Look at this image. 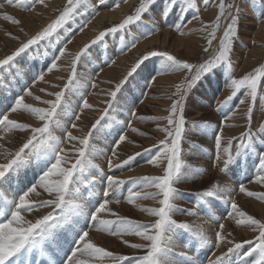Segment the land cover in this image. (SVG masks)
Wrapping results in <instances>:
<instances>
[{
	"label": "snow or ice",
	"instance_id": "obj_1",
	"mask_svg": "<svg viewBox=\"0 0 264 264\" xmlns=\"http://www.w3.org/2000/svg\"><path fill=\"white\" fill-rule=\"evenodd\" d=\"M201 2L208 7L215 0H201ZM4 3L30 10L37 3L43 4L44 0H3L0 8H3ZM98 3L103 5L106 0H98ZM249 3L253 8H258L261 16L264 17V0H249ZM85 4L87 0H67V6L57 19L28 39L26 43H22L6 58L0 59V70L10 66L31 46L51 38L73 18L74 14H77V9ZM115 6L118 7L119 3L117 2ZM218 9L219 14L215 21L211 24H204L201 29L208 33V46L203 49L207 53L217 38L221 21H226L222 36L217 47L212 50L211 56L197 63L178 59L166 51H149L128 73L132 75L143 66L142 70L148 71L146 77L148 84L155 80L156 75L165 71L186 73L183 80L176 85L173 94L175 98L168 109L169 114L155 118L167 121V125L160 129L165 133V138L159 141L157 154L148 159L147 163L158 165L166 161L163 175L129 177L125 180L106 174L100 165L93 163L90 159L96 151L90 143L92 132L83 138L73 136L67 126L61 125L56 119L57 109L61 106L64 92L51 93L50 95L55 96L54 100L42 101L50 107H36L24 102L25 95H32L28 83L21 80L18 85L20 91L10 95L8 86L0 77V129L5 132L21 130L29 133L14 149L7 148L6 138L0 136V141H3L0 142V155L3 156V160L0 161V264H103L105 259L110 260L111 264H198L196 257L189 255L188 251L176 252L174 250L175 237L180 235L184 237L183 247L191 249L197 255L199 251L206 248H219L221 244L232 245L219 255L213 252L214 258L209 261V264H234V261L235 264H264V222L240 209L233 198V193L237 189L231 184L213 182L203 190L191 193L194 197L192 201L194 207H178L175 203L183 193L174 185L190 178L183 170L188 165L181 159L182 141L187 131L185 126L188 123L185 114L187 100L192 92L201 86L206 91L215 87L213 78L216 76L221 77L231 89V94L226 99L216 100L218 111L227 107L238 94L243 93V98L239 100L238 105L224 115L221 125L213 130V167H218L225 176L247 174L251 171L252 182L264 186V123L260 124L254 132L252 120L258 100L261 108H264V83H262L264 64L241 78H235L231 55L234 50V38L238 35L241 10L235 3H226L225 0H219ZM173 12H176V22L169 26L182 31L184 26L191 22L185 17L191 13L192 19H199L200 9L197 0H140L134 14L128 15L120 24L101 32L91 43H105L106 37L123 33L126 28L140 24L148 29L144 31L143 28L138 27L142 36L151 35L152 32L158 30V26L146 24L143 21L144 14H151L153 20L158 14L161 20H166ZM4 18L13 23H19L11 15L5 14ZM139 38L134 37L132 43L122 47L121 51L135 47V42ZM119 39L123 43L124 35L121 34ZM90 46L85 45L84 49L76 53L72 59V76L68 84L64 86L66 89L76 84V64ZM64 55L65 50L61 48L59 54L53 57V62L47 67V71L52 72L56 69V61ZM152 58H156L158 63L148 69L146 62H151ZM36 79L44 80V70L33 76V82ZM123 83L124 81L117 83L116 91L109 93L113 99ZM36 99L40 100V97ZM246 102L248 103L244 114L247 122L246 130L239 136L225 140L224 122L235 118L239 106ZM91 107L86 100H83V108ZM128 107L130 120L136 117V113L133 106ZM18 110L30 113L42 122V125L34 127L29 123L19 122L17 119H10L9 112L17 113ZM108 112L109 108H105L104 115L106 116ZM74 118L78 120L80 117L75 115ZM103 119L104 116L95 121L92 125L93 131L99 130ZM139 119L149 118L141 116ZM192 125L204 132L210 128L207 121H192ZM128 126L130 125H125V127ZM54 127L62 128L63 138L54 134ZM71 127L75 128L76 125L72 124ZM134 131L139 130L134 129ZM126 139L125 135L118 133V138L113 140L110 155L107 152L104 153L108 156L109 171L122 169L140 155V153H135L124 160L119 159L117 148ZM66 140H78L82 145L76 150L77 158L74 163L68 159L63 147ZM222 142L225 146H222ZM30 164L34 165L32 180H29L26 174H21V169ZM90 170L94 171L90 172ZM193 171L194 176L191 178L202 174L205 170L196 168ZM86 173L90 174L86 176ZM97 177L100 179L98 180ZM84 180L92 186L85 188L90 197L88 207L78 202L83 199L78 185ZM98 183L103 187L99 195L92 190ZM125 185H129L126 200L130 204H135L138 200H158V207L140 206L141 210L148 213L154 220L146 223L138 222L116 213H111L116 216V219L103 218V213L111 212L109 196L115 197L118 203ZM38 188L47 193L49 198H41V191H38ZM138 188L140 190H137ZM148 188H154L155 191H147ZM238 191L249 197L264 200V192L250 191L243 182H239ZM213 205L216 207L226 205V218H231L237 225L247 226L259 234L254 240L242 242L228 240L224 232L223 219L225 217H216L212 211ZM41 208H51V211L34 221L23 215ZM199 209H203L210 217L217 220L219 230L214 233V240L207 234L203 225H194L187 221L178 222L173 218L176 212L196 216ZM113 226H116L115 229ZM92 228L102 229L119 236L125 245L141 250L143 254H118L98 246L89 237V230ZM124 234L135 235L144 242L130 243L127 239H123ZM63 244L69 246L70 255H67L66 261L54 258L58 257ZM244 245H248V249L241 251Z\"/></svg>",
	"mask_w": 264,
	"mask_h": 264
},
{
	"label": "rangeland",
	"instance_id": "obj_2",
	"mask_svg": "<svg viewBox=\"0 0 264 264\" xmlns=\"http://www.w3.org/2000/svg\"><path fill=\"white\" fill-rule=\"evenodd\" d=\"M117 2L119 3L118 7L115 6ZM225 2L235 3L241 10L238 35L234 38V50L231 55L235 78H241L245 74L252 72L258 66L264 64V24L261 22L264 20V17L261 16L258 8H253L250 5L249 0H225ZM0 3H3V0H0ZM129 3H132L131 7L128 11H122L120 18H107L112 14L114 15L116 10H123ZM139 3L140 0H106V3L101 5L98 3V0H87V4L81 5L77 9V14H74L73 18L56 34L47 40L40 41L37 45L31 46L25 53L17 57L10 66L0 70V77H2L3 83L8 86L10 95H14L15 92L20 91L18 85L21 80L29 84L32 95L24 96V102L32 104L36 107H50V105L44 104L42 101L54 100L55 96L50 95L51 93L64 92L61 106L57 109L58 116L56 119L62 125L65 124L68 130H70L71 124L75 120L72 119L75 115H79L80 118L78 120L76 119L77 121L75 123L78 131L72 130L71 132L74 135L79 132L85 133L79 138H83L92 132L90 143L96 151L95 155L90 157V159H97L96 154H99L100 152L101 155H105L104 153L107 151L104 150L108 148L106 146H112L113 140L118 138V133L120 132L117 131L120 129L121 125L124 127L125 125L133 126L131 131L128 129L129 126L125 127L126 130H128V133L125 135L127 139L122 143V147L121 149H118V152L121 157L120 160H124L129 155H134L135 153H140V155L136 156L135 160H133L130 164L125 165L122 169H118L119 171L107 170L109 171L108 175L119 173L120 178L125 180L129 177L163 175V168L166 167V161L158 165L150 164L145 172H139L138 169L143 166H147V160L157 154L159 141L165 138V133L160 129L167 125V121L155 118L165 117L169 114L168 109L170 108L172 100L175 98L173 94L175 92L176 85L183 80L186 74L184 71H165L162 72L164 75L175 74V80L167 82V84L166 82L163 84L162 79L157 78L148 84L146 81L148 71L142 70L143 66H141V69H138L135 73H132V75H128L131 68L136 65L137 62L140 61L141 58L149 51H166L181 60L197 63L201 62L212 55V50L217 47L226 23L225 20L221 21V28L217 32V38L213 41L212 48H210L207 53L204 52L203 49L208 46V33L206 31H202L201 29L204 24H211L215 21L217 15L219 14V0H215V2L208 7H205L201 0H197L198 7L200 9L199 19H192L191 13H189L185 19L191 20V22L187 23L182 31H177L169 26L176 22V12H173L172 15L168 16L166 20H161L158 14L156 15V19L153 20L152 15L146 13L143 16V21L148 25L158 26V30L152 32L151 35L142 36L138 27L143 28L144 31H147L148 29L144 28L143 24H140L138 26L133 25L126 28L123 33H116L114 36L106 37L105 43H91L101 32L120 24L128 15L134 14L135 8L139 6ZM66 6L67 0H44L43 4L37 3L30 10L17 8L4 3L3 8H0V59L6 58L13 51L19 48L22 43H26L28 39L36 35L44 27L57 19ZM5 14L13 16L19 21V23H13L11 20L5 19ZM97 17L103 20L102 24L100 27H97L98 29L94 37H92L91 40L89 39L87 41L88 43L85 42L82 45V40L86 34L90 32L88 29H90L91 24L97 19ZM259 27L263 30V32L259 31ZM168 28L170 29V35L166 36L164 30L167 31ZM185 29H187L186 32H188L189 35L187 38L190 41H182L183 35L186 34ZM258 31L260 33H258ZM121 34L124 35L123 43H121L119 39ZM155 34L157 37L154 36ZM134 37H140L136 40L135 46H137V44L140 45L142 42V45L147 43L145 45L146 49L143 50L140 46V53H138L134 58V54L131 55V59L127 62L128 64L125 67V73L123 76L119 77L117 80H107L106 76L108 73L106 71L98 74L105 66H103L104 58L109 57V63L113 62L115 59L116 56L111 55V52L115 53L118 51L120 54H130L133 49L136 48L130 47L121 51L122 47L132 43ZM150 42H153L154 45L148 47ZM85 45L91 46L87 49V52L80 57V60L76 64V84L66 89L64 86L68 84L69 78L72 76L71 61L76 53L81 52V50L84 49ZM61 48H64L65 50V55L60 57L63 60L56 61L57 68L52 72H47V67L53 62V57L59 54V50H61ZM97 55L98 57L103 58V60H100L101 64L99 66H91V70L94 71L91 75L92 81L86 84L84 74H91V72L88 71V68H90L91 63H94L95 65V58ZM146 63L148 69H151L158 63V61L156 58H152L151 62ZM41 70H44V74L47 72L48 75H44V80L42 81L36 79L33 82V76ZM60 73H62V75L55 82L54 75ZM96 74L98 76L95 77ZM214 78L213 84L216 85L215 87L206 91L205 88L201 86L199 89L192 92L187 100L185 114L188 123L185 126L187 131L182 141L181 159L186 163V165H188V167L183 170L190 178L174 185L181 191V193H183V195L179 196L175 201L178 207H194V204L192 203L194 197L191 193L196 190H203L205 187L210 186L213 182L231 184L237 189V191L233 194L238 192L239 182L247 184L246 188L250 191L264 192V186L252 182L251 171L247 174H229L225 176L223 173L218 172L220 171L218 167L213 168V130L221 125L224 115L228 113L230 109L238 105L239 100L243 98V93L238 94V96L227 107H225L222 111H218L216 100L222 101L226 99L227 96L231 94V89L224 84L225 82L221 77L216 76ZM121 81H124V83L122 84L121 89L117 92L115 99H113L109 93L116 91L115 86L117 83H121ZM262 83H264V81H262ZM223 88H227V90L222 97L221 93L223 92ZM101 95H107L108 98H101ZM36 97H40V100H37ZM69 98H73L74 101H71L73 106L70 107V114H67L63 108H67V105L66 103L63 105V102ZM83 100H86L87 103L92 106L91 108H88L89 114L79 111L80 107L78 106H83ZM129 105L133 106L136 113L135 120H133V118L129 120ZM247 107V102L244 105H240L239 109L236 111L235 118L224 122L223 135L225 140L231 137L239 136L240 133L246 130L247 122L244 114ZM105 108H109V112L106 116L104 115ZM76 111L78 112L76 113ZM100 113L102 114L101 117L104 116V119L101 120L99 130L93 131L92 125L97 119L101 118L98 117ZM12 114L15 115V119L17 120H19L22 116H26V114L21 111ZM141 116L148 117L149 119L141 120L139 119ZM252 120L253 131L255 132L256 128L260 124L264 123V108H261L259 100L254 108ZM112 121H114L115 124L114 128H111L109 125ZM192 121H207L210 128L207 132H204L200 128H194ZM40 123L42 125V122ZM234 127L237 128L234 129ZM59 129L62 130L60 127ZM134 129L139 131H134ZM145 133L147 135H145ZM26 136L27 135H24V138H26ZM24 138L21 137V140ZM18 143L15 145L17 146ZM222 146H225L223 142ZM81 147L82 145H80L78 140L71 142L68 149L69 151H72V153L76 154V157L73 158V163L77 158L76 150ZM0 156L2 158L0 161H2L3 156ZM220 166L222 167V165ZM154 167H158L160 171H156ZM196 168H201L205 171L202 174L191 178L194 176L193 170ZM91 171L94 170H90V172ZM210 173H212V175L208 176ZM21 174H26L27 178L32 180L34 178V165L30 164L28 167L21 169ZM89 174L90 173H86L85 175L87 176ZM97 179L99 180L100 178L97 177ZM78 186L80 187V195L83 197V199H80L78 202L84 204L85 207H88V198L90 197L88 196L85 188L86 186L88 188H91L92 186L88 184L87 180L82 181V183ZM125 188L127 189L128 187L124 186L120 194L119 204L114 207H111L109 204L111 212L107 214L106 219H116V216L111 214L116 213L120 216H124L138 222L146 223L154 220L153 217L142 211L140 208V206L150 207L148 206L150 204L146 205L145 203H142L139 206H133L129 209L126 207V205L129 206L130 203L123 200L126 196ZM92 190L98 195L101 194L103 191L102 184L98 183ZM111 197L112 195L109 196V198ZM253 199L264 203V200L258 199L257 197H253ZM226 208V205H221L220 207H216L215 205L212 206V211L216 217H225L223 219L224 224L226 221H234L231 218H226ZM251 208L252 211L247 213L245 207L240 205V209L242 211L264 222L258 208L252 206ZM48 211H51V208L45 210H34L31 213H24L23 215H25L27 219L34 221L36 218L46 214ZM201 216L206 219L202 221ZM173 218L178 222L187 221L194 225H203L207 230V234L212 237L213 240L215 239L214 233L219 230L217 220L210 217L203 209H199L198 215L196 216L176 212L174 213ZM115 227L116 226H113V229H115ZM92 231V233H95V228H92ZM105 232L106 234H103V236L99 239L98 236H96L98 233L92 234L90 238L98 246L104 247L107 250L118 254H143L141 250L133 249L130 246L125 245L119 236L112 235L108 231ZM258 234L259 233L256 232L251 239L244 238L242 241L254 240ZM123 239H127L130 243L144 242L142 239H139L137 236L132 234H124ZM234 241L241 242L240 240ZM183 244L184 237L182 235L176 236L174 241V250L176 252L188 251L189 255L196 257L198 264H209L208 261L212 257V253L215 248H206L199 251L200 257H198L196 252H193L191 249L184 248ZM229 246L231 247L232 245ZM68 248L69 246H67V251H69ZM247 249L248 245H244V248L241 251H246ZM64 253L65 251L62 252V256ZM103 264H111V261L105 259Z\"/></svg>",
	"mask_w": 264,
	"mask_h": 264
},
{
	"label": "bare ground",
	"instance_id": "obj_3",
	"mask_svg": "<svg viewBox=\"0 0 264 264\" xmlns=\"http://www.w3.org/2000/svg\"><path fill=\"white\" fill-rule=\"evenodd\" d=\"M131 4L132 3H129L127 6H125L124 7V9L123 10H121V11H119V10H116L115 11V13H114V15L112 14L111 16H108L107 18H109V19H117V18H120L121 17V12L122 11H128L129 10V8L131 7ZM103 11V10H102ZM104 11H106V10H104ZM95 19V18H94ZM249 21V20H248ZM102 22H103V20H101V19H99L98 17H97V19L91 24V26H90V29H88V31H90L88 34H86V36L84 37V39L82 40V45L85 43V42H87L89 39L91 40V38L92 37H94V35H95V33H96V31H97V27H100V25L102 24ZM263 24H264V20H262L261 21ZM262 24V25H263ZM261 26V25H260ZM94 28H96V29H94ZM260 28V27H259ZM165 31V35L166 36H168V35H170V29L168 28V30L166 31V30H164ZM187 31V29H185V32ZM259 31H262L263 32V30L260 28V30ZM258 31V33H260ZM261 32V33H262ZM154 36H156L157 37V35L155 34ZM187 37H189V35H188V32H186V34L185 35H183V37H182V41H190ZM88 43V42H87ZM143 43V42H142ZM142 43H140V45H138L137 44V46H135L136 48L135 49H133V51L129 54H120L118 51H116L115 53H113V52H111V55H115L116 57H115V59L113 60V62H111V63H109L108 62V59H109V57H107V58H104V64H103V69H102V71H100L98 74H100V73H102L103 71H106L108 74H107V76H106V79L108 80V79H113V80H117L119 77H122L123 76V74L125 73V67L127 66V62H129L130 61V59H131V55L132 54H134V56H133V58L138 54V53H140V51H139V47L141 46L142 47V49L143 50H145L146 49V44L147 43H144V45H142ZM152 45H154L153 44V42H150L149 43V45H148V47H150V46H152ZM117 50V49H116ZM37 51V50H36ZM113 51V50H112ZM99 58V59H98ZM103 60V58H100V57H98V55L96 56V58H95V65H94V63H91L90 64V68H88V71H90L91 72V74L90 73H87V74H84V78L86 79V84H88L90 81H92V74L94 73V71H92L91 70V66L93 65V67H95V66H99L101 63V61L100 60ZM59 60H63L62 58H60ZM58 61V60H57ZM132 61V60H131ZM86 62V61H85ZM93 62V61H92ZM99 62V63H98ZM131 63V62H130ZM60 66V65H59ZM48 72V71H47ZM45 73L44 75H48V73ZM62 75V73H60V74H57V75H54V81L56 82L57 81V79H59L60 78V76ZM96 76H98L97 74L95 75V77ZM166 76V77H165ZM157 78H159V79H162V83L163 84H165V82H166V84H167V82H172V81H174L175 80V74H173V75H164V73H161L160 75H156L155 76V80L157 79ZM215 79V78H214ZM39 81H41V80H39ZM51 81H53V80H51ZM104 83H106V82H104ZM107 84V83H106ZM225 84V83H224ZM30 90H31V87H30ZM226 90H227V88H223V94L221 93V96L223 97V95L225 94V92H226ZM26 96V95H25ZM101 98H104V99H107L108 98V96L106 95H101ZM71 101H74V99L73 98H69V99H67V100H64V102H63V105L66 103V105H67V108H65V107H63L64 108V110L66 111V113L67 114H70V107L71 106H73V104H72V102ZM145 101V100H144ZM143 101V102H144ZM106 103V102H105ZM42 107V106H41ZM78 107H80V109H79V111H82V112H86V113H88L89 114V111H88V108H83V106L82 105H80V106H78ZM76 110V109H75ZM87 110V111H86ZM18 111H21L22 113H24V114H26V116H22V117H20L19 118V122H24V123H29V124H31L32 126H35V127H37V126H41V123L36 119V118H34L33 116H31V114H29L28 112H26V111H24V110H18ZM78 111H76V113H77ZM195 113V112H194ZM101 113H100V115L98 116L99 118L101 117ZM197 116V115H196ZM9 118L10 119H15V115L14 114H12L11 112H9ZM75 118H73L72 120H74ZM72 120H70V121H72ZM133 120H135V118H133ZM132 120V121H133ZM76 119L74 120V122L72 123V124H75L76 123ZM131 121V122H132ZM105 122H106V120H105ZM136 123V122H135ZM61 124V123H60ZM71 124V125H72ZM131 124V123H130ZM62 125V124H61ZM65 125V124H64ZM109 125L111 126V128H114V126H115V124H114V121H112L111 123H109ZM135 125V124H134ZM132 127L133 126H129L128 127V129L131 131V129H132ZM237 127H234V129H236ZM78 131V129H77V127H75V128H73V127H71V129L69 130V131ZM230 130V129H229ZM53 131H54V134L55 135H57V136H60L61 138H63L64 137V132L62 131V130H60L59 129V127H54V129H53ZM117 132H120L121 134H123V135H126L127 133H128V130H126V128L124 127V126H120V129L117 131ZM85 133H83V132H79V133H77L76 135H74L73 134V136H76V137H80V136H82V135H84ZM24 135H28V133L27 132H25V131H21V130H13L12 132H5L3 129H0V136H4L5 138H6V141H7V143L5 144V146L7 147V148H9V149H14L15 147H16V143H18L20 140H21V137H23L24 138ZM1 142H3V141H1ZM72 142V141H71ZM71 142H69V141H65V143H64V145H63V147L65 148V150H66V154H68V159L72 162L74 159L73 158H75L76 157V154L75 153H72V151H69V146L71 145ZM123 143V142H122ZM122 143L119 145V147L117 148V151H118V149H121V147H122ZM106 147H108V148H106ZM105 148L107 149H105L104 151H107L108 152V154L110 155V152H111V147L112 146H106ZM119 153V152H118ZM96 158L97 159H95V158H93L92 160H93V163L95 162L96 164H98V165H100V167L102 168V169H104L105 170V172L107 173V174H109V171H107V170H109L108 169V167H107V159H108V156H106V155H101V152L99 153V154H96ZM2 158H1V156H0V160H1ZM119 159H121V157L119 156ZM131 163V162H130ZM146 165L147 166H143V167H141V168H139L138 169V171L139 172H145L146 170H147V168H148V166L150 165L149 163H146ZM213 168H216V167H213ZM154 169L156 170V171H160V169L158 168V167H154ZM113 171H119L118 169H115V170H113ZM139 172H135V173H139ZM217 172V171H216ZM219 173H220V171H218ZM114 176H117V177H119L120 178V174L119 173H114L113 174ZM210 175H212V173H210L208 176H210ZM125 186H127V187H129V185H125ZM247 186V184H245V187ZM38 191H41L39 188L37 189ZM138 190V189H137ZM140 190V189H139ZM147 191H155V189H153V188H148V189H146ZM126 192H127V189L125 188V194H126ZM41 198H49L48 197V195H47V193H44V192H42L41 191ZM125 199H123L124 201H127L126 200V196L124 197ZM233 198L236 200V202H237V204L239 205V207H240V205H242V206H244L245 207V210L247 211V213L248 212H251L252 211V208H251V206L252 207H257L258 208V210L261 212V217L264 219V203L263 202H260V201H257V200H255V199H253V197H249V196H247L245 193H240L239 191L236 193V194H233ZM109 201H110V205H111V207L113 206H117L118 204H119V202L117 203L116 202V198L115 197H111V198H109ZM119 201H120V197H119ZM142 203H145L146 205H148V204H150V205H148V206H150V207H155V206H159V204H158V200H151V199H149V200H138L135 204H129V206L128 205H126V207L129 209L130 207H136V206H139V205H141ZM45 209H48V208H41V210H45ZM107 214L108 213H103L102 214V216H103V218H105L106 219V217H107ZM187 219V218H186ZM201 219H202V221L203 220H205L206 218L205 217H203V216H201ZM151 222V221H150ZM203 224H205V223H203ZM198 225H200V224H198ZM225 229H224V232H225V235L227 236V239L228 240H240L241 242H242V239H244V238H248V239H251L255 234H256V232H254L251 228H249V227H247V226H241V225H237L236 223H235V221H226L225 222ZM95 230H96V232L95 233H98V234H96V236H98V239L100 238V237H102L103 236V234H106V232L104 231V230H102V229H96L95 228ZM98 230V231H97ZM93 231H92V229H90L89 230V237L92 235V234H95V233H92ZM231 234V235H228V234ZM139 238V237H138ZM139 239H141V238H139ZM229 245H231V244H221V246L219 247V248H215L214 249V252L216 253V255H219L220 253H222V252H225L226 250H227V248L228 247H230ZM214 257L212 256L210 259H209V261L211 260V259H213ZM208 261V262H209ZM208 264V263H207Z\"/></svg>",
	"mask_w": 264,
	"mask_h": 264
}]
</instances>
